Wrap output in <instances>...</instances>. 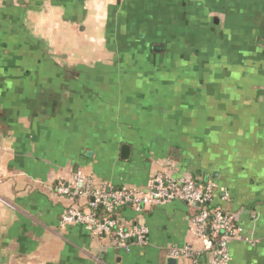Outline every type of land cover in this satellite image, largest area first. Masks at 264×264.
<instances>
[{"label":"crops","instance_id":"1","mask_svg":"<svg viewBox=\"0 0 264 264\" xmlns=\"http://www.w3.org/2000/svg\"><path fill=\"white\" fill-rule=\"evenodd\" d=\"M157 173L214 185L212 206L248 239L232 264H264V0H0V262L167 264L170 247L199 249L181 201L123 209L150 231L130 253L62 225L89 201L60 183L147 192Z\"/></svg>","mask_w":264,"mask_h":264},{"label":"built area","instance_id":"2","mask_svg":"<svg viewBox=\"0 0 264 264\" xmlns=\"http://www.w3.org/2000/svg\"><path fill=\"white\" fill-rule=\"evenodd\" d=\"M215 188L214 185L205 186L194 179H176L169 174L157 173L150 178L147 192H144L127 187H97L91 177L77 174L70 182L60 183L57 192L72 198L84 197L89 201L88 210L68 208L62 215V225L80 224L93 237H113L116 247L126 253H130L133 247L149 245L150 231L142 223L132 225L122 216L110 217L117 209L130 204L140 213L147 206H160L174 201L194 206L197 213L190 220V232L200 248L191 245L173 246L168 249V256L178 260L192 259L198 263V258L207 254L210 257L207 264H232L230 245L236 240L248 239L243 236L236 215L224 212L221 208L210 210ZM100 208L109 215L101 216L98 212Z\"/></svg>","mask_w":264,"mask_h":264},{"label":"water","instance_id":"3","mask_svg":"<svg viewBox=\"0 0 264 264\" xmlns=\"http://www.w3.org/2000/svg\"><path fill=\"white\" fill-rule=\"evenodd\" d=\"M128 155H129V148L124 147L122 157L126 158ZM128 206H130V204H128ZM167 264H179V260L176 258H169ZM182 264H193V261L192 259H183Z\"/></svg>","mask_w":264,"mask_h":264},{"label":"trees","instance_id":"4","mask_svg":"<svg viewBox=\"0 0 264 264\" xmlns=\"http://www.w3.org/2000/svg\"><path fill=\"white\" fill-rule=\"evenodd\" d=\"M203 185H205V183ZM127 206H124V207H122L120 209H117L115 213L110 215V217L117 218L118 216H121L123 209H125ZM209 207L211 208L210 210H213L214 208H216V207H213V206H209ZM98 212L100 213L101 216H105V215L108 216L109 215V213H106L103 208H100Z\"/></svg>","mask_w":264,"mask_h":264}]
</instances>
